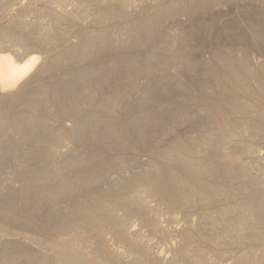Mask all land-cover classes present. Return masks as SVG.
<instances>
[{"label": "bare ground", "instance_id": "obj_1", "mask_svg": "<svg viewBox=\"0 0 264 264\" xmlns=\"http://www.w3.org/2000/svg\"><path fill=\"white\" fill-rule=\"evenodd\" d=\"M100 1L103 7L97 10L61 14L63 20L74 19L79 24L92 16L102 29L84 32L77 43L53 51L46 43L67 39L65 31L53 28L60 21L57 12H48V26L33 39L22 34L26 10H18L7 26L0 24V237H20L18 228L24 227L37 232L38 239L29 235L23 238L39 246L38 251L20 249L13 253L12 245L5 242L0 264L118 262L119 256L107 246V233L126 243L127 253L137 255L129 264L139 260L162 264L159 256L147 260L145 249L126 228L128 218L139 213L142 225L162 233L158 211L147 206L146 194L166 207L183 210L209 205L221 197H246L214 218L201 212L212 225L208 233H201V240L214 247L220 245L219 238L233 244L263 243L261 249L247 248L233 264H264V193L259 192L264 182L261 177L249 176L242 160L254 151L246 145L233 154L225 151L234 139L260 131L264 108L243 102L237 95L224 97L225 86L219 92L218 104L200 111L207 124L199 135L171 140L165 151L155 153L160 163H150L127 175V169L123 170L130 164L122 155L108 157L113 151H133L159 133L173 132L194 119L188 115V99H182L190 90L186 83L176 78L164 85L150 79L172 68L195 70L199 63L192 59V35L179 32L163 40L157 38L163 24L180 13L209 9L229 0H172L162 7L148 6L158 0H139L144 8H151L141 14L128 11L130 0ZM6 10L0 5V14ZM116 21L123 23L116 25ZM251 22L253 39L262 40L264 17L258 20L256 16ZM32 24L39 28V15ZM10 50L16 56L20 51L23 54L14 59ZM211 57L225 68L224 77L237 91L264 100V76L260 81L254 79L256 70L246 57L236 58L233 52L218 50ZM260 66L264 69V63ZM127 87L138 90L136 97H125ZM173 91L183 97L173 99ZM157 96L165 102L156 100ZM116 105L125 111L120 118ZM167 122L173 126L165 130ZM85 143L95 151L86 154L73 149ZM193 143L194 149L190 146ZM66 147L68 151L61 153ZM214 154L221 157L219 162L201 158ZM115 169L123 172L109 187H99ZM11 180H17L19 186L6 187L4 183ZM225 181H236V186L224 185ZM91 186H97V191L90 192ZM73 197L79 201L61 213L59 203ZM179 235L187 247L194 245L189 231ZM180 250L181 254L187 251L186 247ZM188 261L208 264L204 250L199 248Z\"/></svg>", "mask_w": 264, "mask_h": 264}, {"label": "rangeland", "instance_id": "obj_2", "mask_svg": "<svg viewBox=\"0 0 264 264\" xmlns=\"http://www.w3.org/2000/svg\"><path fill=\"white\" fill-rule=\"evenodd\" d=\"M170 1L172 0L151 1L148 3V6L162 7ZM0 5L1 8H7L6 12L0 14V24L4 26L10 23L9 20L11 16L15 15L18 10H26V15L22 19V23L24 24L22 34L29 36L31 39H33L41 29L44 30L48 26L49 18L46 16L48 12H57L60 21L59 24H55L53 28L56 31H65L64 34L67 36V39L62 43L56 41L46 43V48L50 51L58 49L59 46L77 43L81 38L80 35L84 32L102 29V27L95 25L92 16L87 17L84 22L79 24L74 19L63 20L61 14L68 12L78 15L85 13L88 9L97 10L103 7L100 0H0ZM115 7L118 8L119 4H116ZM150 9L151 8H144V5L139 0H130V5L128 6V11L135 14L144 13L146 10L148 12ZM37 15L40 16L39 28H35L32 24ZM256 16H258V20H262L264 17V0H229L217 3L209 9H202L201 7L192 12H182L163 24L157 40L170 38L172 35L178 34L179 32L192 35L190 37V47L194 50L192 59L199 64L193 72L186 71L183 67L172 68L165 73L153 74L150 79L162 82L164 85L170 84L176 78H180L182 82L186 83L190 90L185 98L178 91H173L172 96L175 100L181 97H183L182 99H188V101L185 100L188 102V115L194 117V119L182 126L175 127L173 132L164 131L159 133L156 138L150 139L143 146H136V149L133 151L111 152L108 156L110 159L118 158L122 155L128 164H130L123 170L125 171L127 169L125 171L127 175H129L130 172L132 173L140 168L146 167V165L150 163H160L155 153L165 151L173 140L178 139L177 137L183 139L197 137L201 129L207 124V118H205L200 111L213 103L218 104L217 98L219 92L225 86L228 90L224 93V97L227 98L232 95H237L243 102H249L253 105L255 104L258 108H264V100L237 91V89H235L224 77L225 68L212 61L211 57L214 50H218L224 54L233 52L236 58L246 57L256 70L257 76H255L254 79L256 78L259 81L263 80L264 69L261 68L260 65L264 63V37L260 41L254 40L252 36L253 29L250 27L252 24L251 21L255 20ZM121 23L123 22H114L116 25H120ZM9 52L14 59L23 54V52L20 51L18 56H16L14 50H10ZM238 60L239 59H236L237 62ZM208 62L211 64L205 66L204 63ZM207 75H210V77ZM141 83L143 84L144 81L142 80ZM207 90H209V93ZM137 91L138 90L135 91L134 87H127L125 88L124 95L125 97L129 96L128 99L130 100L131 97H136ZM156 100L161 103L165 102L162 96H157ZM193 100H198V102H194ZM221 106H225L224 103H221ZM226 110L230 111L228 107H226ZM115 112L116 116L120 118L124 115L125 111L122 105H116ZM230 117H232V115ZM245 118L248 121L254 119L253 117ZM165 124V130L173 126L171 122L164 123V125ZM259 128L261 129L257 134L249 132L250 134L246 133L242 137L234 139L225 148V151L233 154L240 150L241 145L250 147L254 151V154L244 155V158L242 157L243 163L248 166L249 176L261 177L264 182V126H259ZM71 146L72 145H69V147ZM190 146L194 149L196 143ZM74 148H77L79 152L85 151L86 154L95 151L89 143L83 144L82 147L75 145L73 149ZM67 151L68 147L60 150L61 153ZM201 158L208 160L212 159L216 162L221 160V157L216 154L211 157H209V155H202ZM221 169L222 168L218 166L217 172L220 173ZM123 171H118L116 169L110 171L99 187H109L112 184V180ZM4 184L6 187H11L13 189L19 186L17 180L6 181ZM224 185L235 187L236 181H225ZM97 189V186H91L89 191L96 192ZM259 192L264 193V186ZM143 198L147 206L149 205L148 207L158 211V219L162 233H157L149 225H142L143 216L139 213H134L128 218L126 228L128 233L131 234V238L138 240L145 249L147 260L159 256L162 259V264H190L188 260L192 257L193 250L199 248L204 250L208 259V264H233L234 259L247 248L255 247L261 249V246H263V243L255 245L247 242L233 244L227 238H219L221 243L218 247H214L212 244L202 243L201 233H208L212 225L209 219H206L201 212L214 218L220 212L227 208H231L238 202L243 201L246 197H221L219 200H215L209 203V205L207 204L208 206L199 205L196 208L191 207L190 209L184 210L179 207H166L152 195L146 194L143 195ZM75 201H79V198L73 197L70 201H61L59 203L60 212H68L70 206ZM44 211L45 210H43V213ZM230 216L233 217L234 220L236 219L234 214ZM181 231H189L190 235L194 237L195 243L192 247H187L185 239L179 235ZM245 232L246 230H243L242 233ZM18 233L20 237H0V249L5 242H9L13 247V253L19 252L20 249L31 251L39 250L37 243L28 242L23 238L25 235H29L32 238L38 239L37 232L32 229L19 227ZM104 238L109 251L120 258L118 262L107 260L106 264H129L130 261L137 258L136 254L127 253L128 248L126 243L116 239L111 233H107ZM185 247L187 251L181 254L180 249ZM135 264H146V261L139 260L135 262Z\"/></svg>", "mask_w": 264, "mask_h": 264}]
</instances>
